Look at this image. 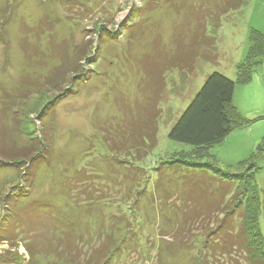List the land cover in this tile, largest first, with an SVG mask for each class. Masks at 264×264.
<instances>
[{"label": "rangeland", "instance_id": "rangeland-1", "mask_svg": "<svg viewBox=\"0 0 264 264\" xmlns=\"http://www.w3.org/2000/svg\"><path fill=\"white\" fill-rule=\"evenodd\" d=\"M225 3L0 0V141L8 140L0 142V259L18 249L28 262L27 242L43 250V264H197L209 251L193 240L220 216L195 201L214 202L217 169L247 174L253 164L252 195L264 205L263 59L251 83L236 87L234 106L247 124L201 160L169 139L207 77L236 82L251 31L264 34V0L227 11ZM37 94L53 100L42 116L32 109ZM147 130L158 143L140 160L130 140H148ZM43 142L36 167L29 157L8 164L6 153L22 158L21 148L35 153ZM258 215L264 236V208Z\"/></svg>", "mask_w": 264, "mask_h": 264}, {"label": "trees", "instance_id": "trees-1", "mask_svg": "<svg viewBox=\"0 0 264 264\" xmlns=\"http://www.w3.org/2000/svg\"><path fill=\"white\" fill-rule=\"evenodd\" d=\"M242 3L243 0H226L225 9L226 11L237 9ZM249 42L250 50L248 57L245 63L238 66L237 81L234 82L220 73L209 75L200 92L170 131L169 139L171 141L192 147L191 153H201L194 157L197 160L208 157V151L212 147L224 142L237 128L244 126L248 122L234 106V96L237 85H249L251 83L254 70L259 66V63L256 62L260 59L264 60V34L257 30H252ZM45 96L44 94H37L33 99L34 104L32 109L42 108L41 116L49 110L51 102L53 101L51 100L52 98H49V100L47 99L49 102H46ZM30 127L29 122L26 123L24 126L26 131L24 133L34 144V142H37V139L35 138L34 131H31ZM146 133L147 135L144 137H147L148 140H136V137H134L135 140H130L132 141L131 149L136 152L135 156L139 157L140 160L145 159L157 147L158 143L155 134H151L153 130H149V132L147 130ZM4 141L0 142L8 143V140ZM37 147L40 148L38 150L39 153H34L29 148H21V153L25 155L22 158L15 157L16 155L14 156L12 152L6 153L5 157L9 161L8 164H20L19 166H21V164H26L25 159L29 157L31 158L30 160L33 159L31 167H36L38 163H36L37 158L35 156L44 153V150L47 149V142L40 143ZM37 147L34 146L33 148ZM188 165L189 163H187L186 167ZM188 167L192 169L196 168L195 170L200 171H203L205 168H212L211 165L201 163H193L192 166ZM248 171L249 173L247 174L233 175L223 173L222 170L217 169L215 172L217 178L215 179L221 184L212 192H215V195L213 194L212 196L214 202H205L201 195L197 196L195 205L202 209V213L206 210L208 215L210 214L212 216L216 212V216L218 218L220 216L218 225L214 230H209V234L207 233L201 239L197 237L199 241L193 240L194 247H198L200 251L203 250L205 252L206 249L209 251L208 259L205 256H200L201 254L196 257L197 264H214L213 262L215 264H264V236L258 215L264 208V205L260 204L258 191H256L254 196L252 195L255 190L254 184H252L253 173H250V171H253V164L250 165ZM200 173L205 174L204 172ZM195 192H197L196 188L194 194ZM21 197L23 196H18L17 200L20 201ZM215 197H218V199H215ZM228 199L231 201L224 205V202H227ZM251 200L255 201L254 207L252 208L253 212H251L249 207ZM45 210L47 211V209ZM18 216H20L19 219L14 220L21 222L20 219H23L25 215L20 214ZM197 218L195 214L192 220ZM228 220L233 223L231 225L228 224ZM226 226L229 228L227 229ZM5 231V229H0V232ZM211 237L215 238L214 242H211ZM6 241L9 242L8 239ZM28 244L27 242L24 244L26 252L30 255L28 262H26L25 255L18 254L17 248L19 245L16 244V252H8L6 255L1 256L0 264H43L39 259L43 250L39 251L40 254L37 255V248H33ZM52 244L53 240L50 239L48 247ZM234 253H238V256L242 260H237L238 262H236L231 258V255ZM52 255L55 254L53 253ZM64 255L65 253L57 257L63 259ZM223 255L224 257H221ZM95 257H92V259H95ZM222 261L224 262L221 263ZM241 261L242 263H240ZM49 263L61 264L55 261V259L49 261ZM67 264L77 263L68 262ZM87 264H90V262H87Z\"/></svg>", "mask_w": 264, "mask_h": 264}]
</instances>
